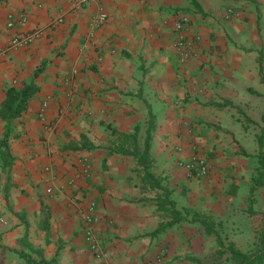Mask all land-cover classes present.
<instances>
[{"label": "crops", "instance_id": "obj_1", "mask_svg": "<svg viewBox=\"0 0 264 264\" xmlns=\"http://www.w3.org/2000/svg\"><path fill=\"white\" fill-rule=\"evenodd\" d=\"M101 8L107 21L89 38ZM182 15L188 34L200 37L183 65L173 49ZM31 31L33 43L9 47ZM25 85L36 87L26 110L9 125L0 118L13 161L2 175L0 264H217L216 236L189 221L195 213L218 232L234 228L226 238L241 252L238 240L256 243L264 233V184L250 183L264 127V0H0V107L8 89ZM150 121L148 170L160 188L116 150L119 135L135 128L142 150ZM170 141L196 143L212 157H204L207 177L191 178L205 183L186 204L173 196L186 174L170 162L164 174L152 170L161 158L155 144ZM124 148L132 151L130 142ZM165 193L188 220L167 226L172 219L158 203ZM87 201L96 204L100 259L82 230Z\"/></svg>", "mask_w": 264, "mask_h": 264}, {"label": "trees", "instance_id": "obj_2", "mask_svg": "<svg viewBox=\"0 0 264 264\" xmlns=\"http://www.w3.org/2000/svg\"><path fill=\"white\" fill-rule=\"evenodd\" d=\"M36 87L34 85H25L20 90L10 88L6 92V98L3 104L0 107V118L10 124L11 120L17 118L24 112L27 108L28 101L34 95ZM240 114L241 111H239ZM149 117L152 118L150 111H148ZM244 116V115H243ZM246 121H250L245 117ZM152 121V120H151ZM150 121L148 128L146 129V137L143 143V149L140 150L137 143V134L138 128L134 129L132 135L120 134L119 140L120 145L116 147V150L123 155L132 156L138 163V165L143 169L144 180L146 179L154 188H160L158 180L150 173L148 170L150 166V141H151V131H152V122ZM261 122L264 124V113L261 116ZM8 128L5 130L3 138L0 139V170L6 171L9 169L13 163L11 154L8 149ZM257 144V167L255 169V176L253 177V184L255 187H261L264 184V127L260 129V133L255 137ZM83 142L85 141L84 137H81ZM131 144L132 151L125 149L126 144ZM81 148H88L86 145L81 146ZM159 208L164 210L172 221L167 224L170 226L180 220H188V212H186L185 217H182V214L176 209L175 203L169 199V196L165 193L162 197L158 198ZM190 222L199 223L206 234L215 235L217 239V244L219 247L218 257L228 256V262L231 264H263L264 263V233L257 235L255 249L243 253L235 247L233 243L225 244L221 234L217 230V224L213 219L205 214L195 213L191 216ZM27 263L31 261L26 259Z\"/></svg>", "mask_w": 264, "mask_h": 264}, {"label": "built area", "instance_id": "obj_3", "mask_svg": "<svg viewBox=\"0 0 264 264\" xmlns=\"http://www.w3.org/2000/svg\"><path fill=\"white\" fill-rule=\"evenodd\" d=\"M20 21L25 20L24 15H20ZM107 13L101 8L94 15L88 36L89 38L94 37L95 32L100 29L107 21ZM7 27H13L15 23V17L12 14H7ZM187 17L186 15L180 16L174 26L175 37L173 41V49L175 50L178 63L185 64L187 63L195 54L199 48L200 37L198 35H190L187 32ZM38 37L37 31H31L24 34L15 35L10 43V48H18V47H26L33 43L35 39ZM46 103H43L39 109L38 117L41 121L45 120V112H46ZM176 151H180V149H176ZM179 169H181L185 174L190 175L192 178L202 179L207 177L211 170V165L208 160L204 157H193L186 161H180L177 165ZM82 230L84 234L85 241L88 245V250L95 258L103 257V250L99 240L95 234V226L98 222V218L96 215V204L93 201H87L86 209L82 215Z\"/></svg>", "mask_w": 264, "mask_h": 264}, {"label": "rangeland", "instance_id": "obj_4", "mask_svg": "<svg viewBox=\"0 0 264 264\" xmlns=\"http://www.w3.org/2000/svg\"><path fill=\"white\" fill-rule=\"evenodd\" d=\"M238 108H240L243 112L247 111L244 108V105L240 104ZM252 112L253 111H251L250 113H252ZM157 133H158V135H157ZM152 135L155 139L158 137L160 138L162 133L158 132V129L155 127L153 129ZM177 146H180L183 149V152H181L180 155L176 154L175 148ZM199 146L200 145L193 143V142L189 143L188 145H184L183 143H179V142L175 143L174 141H170V143L164 144V145L159 143V142L156 143L155 144V151L158 153V155L161 156V158L154 160V162L152 164V170L155 172L158 171L156 173L161 172V174H164V173H166V170L163 167H165L167 165V163L170 162L174 165V167H175V165L177 167L178 163L180 162V159H181V161L182 160L186 161L187 159L197 157V156L205 157V158L211 160L212 159L211 156H207V155L205 156L204 154L200 153ZM183 155H185V156L183 157ZM179 156L182 158H179L177 160V157H179ZM7 174H8L7 171H1L0 170V193L3 190L2 175H4V177H5V176H7ZM166 177L167 176H165L164 180L166 179ZM185 177H186L185 184H183V186H181L179 188V190L177 188H174V190H173V196H175L176 199H179L181 204H186V202H188L191 199L190 193L192 192L193 189H196V187L205 183L204 181H200V180H192L191 179L192 177L188 174H186ZM167 179H166V186L172 188L173 183H171ZM252 181L253 180L251 179L250 183H252ZM179 195H180V198H178ZM0 197H1V194H0ZM184 199H186V200H184ZM248 201L249 202H247V207L249 204L253 205L256 202V199L255 198L254 199H248ZM233 229L234 228H231V227L221 226L219 229V232L221 233V237L223 238L225 244L233 243L235 245V247L237 248V245L232 240H229L228 238H226L227 235L229 234L228 231L231 232V231H233ZM237 242L239 243V247L243 250V252H250V251L255 249V241L254 240L252 241V240L241 239V240H238ZM227 258H228V256L217 257V264H231L230 262H228ZM214 260L215 259H213V261Z\"/></svg>", "mask_w": 264, "mask_h": 264}]
</instances>
